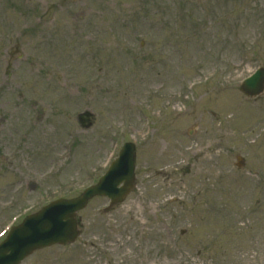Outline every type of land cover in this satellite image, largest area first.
<instances>
[{
  "label": "rangeland",
  "instance_id": "374dc122",
  "mask_svg": "<svg viewBox=\"0 0 264 264\" xmlns=\"http://www.w3.org/2000/svg\"><path fill=\"white\" fill-rule=\"evenodd\" d=\"M259 67L264 0H0V243L133 142L125 202L22 264H264Z\"/></svg>",
  "mask_w": 264,
  "mask_h": 264
},
{
  "label": "water",
  "instance_id": "95a60500",
  "mask_svg": "<svg viewBox=\"0 0 264 264\" xmlns=\"http://www.w3.org/2000/svg\"><path fill=\"white\" fill-rule=\"evenodd\" d=\"M241 91L248 97L260 96L264 92V68L246 79ZM93 120L89 112L80 115L85 128L90 127ZM134 182L135 147L128 143L99 184L88 188L78 198L54 201L28 216L21 225L13 227L7 239L0 244V264H21L35 251L74 243L81 234L77 213L96 196H107L113 204L122 203L132 192Z\"/></svg>",
  "mask_w": 264,
  "mask_h": 264
}]
</instances>
